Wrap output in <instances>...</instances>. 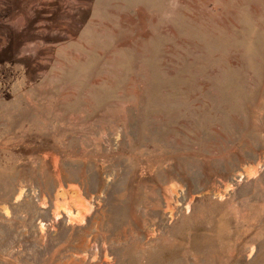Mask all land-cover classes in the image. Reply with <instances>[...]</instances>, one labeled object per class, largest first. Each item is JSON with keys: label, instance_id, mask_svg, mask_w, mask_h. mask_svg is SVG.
Segmentation results:
<instances>
[{"label": "rangeland", "instance_id": "rangeland-1", "mask_svg": "<svg viewBox=\"0 0 264 264\" xmlns=\"http://www.w3.org/2000/svg\"><path fill=\"white\" fill-rule=\"evenodd\" d=\"M0 264H264V0H0Z\"/></svg>", "mask_w": 264, "mask_h": 264}]
</instances>
